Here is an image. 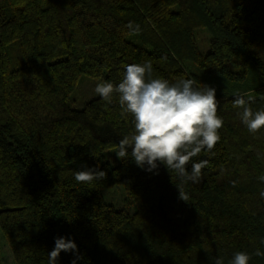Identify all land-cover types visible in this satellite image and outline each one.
I'll list each match as a JSON object with an SVG mask.
<instances>
[{"label": "trees", "instance_id": "16d2710c", "mask_svg": "<svg viewBox=\"0 0 264 264\" xmlns=\"http://www.w3.org/2000/svg\"><path fill=\"white\" fill-rule=\"evenodd\" d=\"M263 46L264 0H0V264L2 236L15 264H48L57 237L74 239L76 264H229L239 251L264 264V128L249 133L232 105L247 86L264 109ZM145 60L154 77H190L220 101L221 140L193 158L210 163L183 185L189 201L163 164L153 174L117 158L134 130L118 96L74 108L87 80L118 84ZM96 165L105 180L75 181ZM75 258L62 251L58 264Z\"/></svg>", "mask_w": 264, "mask_h": 264}, {"label": "clouds", "instance_id": "9594fccd", "mask_svg": "<svg viewBox=\"0 0 264 264\" xmlns=\"http://www.w3.org/2000/svg\"><path fill=\"white\" fill-rule=\"evenodd\" d=\"M126 27L136 34L141 32L140 26L133 22ZM95 92L107 104L118 96L121 115L132 118L134 130L118 141L117 158L126 161L130 157L138 167L153 174H159V165L163 164L181 180V184L176 185L179 198L189 201L183 185L200 183L202 169L210 163L209 159L195 162L193 158L202 152L212 153L221 140L218 130L224 126V120L217 114L220 101L216 89L206 84L201 87L190 77L175 82L154 77L152 61L145 60L125 65L118 84L98 83ZM256 100L248 93H235L232 99L233 107L242 110L239 113L241 122L251 134L264 128V109L254 111L251 107ZM189 164L191 171L187 169ZM106 178L107 172L100 170L99 165L85 166L74 173V179L79 183ZM258 179L264 182V175ZM260 195L264 198V191ZM62 251L76 255L72 264L80 258L74 239L57 237L54 249L48 254V264H58ZM255 255L264 253L257 250ZM250 259L248 253L239 251L233 254L229 264H249ZM215 264H223V260L217 258Z\"/></svg>", "mask_w": 264, "mask_h": 264}, {"label": "rangeland", "instance_id": "374dc122", "mask_svg": "<svg viewBox=\"0 0 264 264\" xmlns=\"http://www.w3.org/2000/svg\"><path fill=\"white\" fill-rule=\"evenodd\" d=\"M197 37L199 40L201 50L203 52L209 51V48H210L209 42H208L210 39L209 33L206 30L201 29V30H198ZM256 52L258 53L260 58L264 61V46L257 49ZM253 74H254V72L250 71V75L248 77V85H253V84L255 85L256 80H255V76ZM102 82H104L103 76H100L98 79L87 80L85 82L84 86L79 88V90H77V92H76L77 95L79 96V100L74 105V108L81 109L83 107V102L86 99H92L94 97H97L98 95L95 92V87L98 83H102ZM246 87L247 86H243L241 88H234L232 90V93H240V92L243 93L244 91H246ZM105 155H107V154H105ZM108 190H110V191H108ZM108 190H104L102 192V194L104 195V197H105V195L107 196L108 199H106V197H105V200L107 202L113 203L115 192L112 189H108ZM1 249H2V256H3V264H15V262L13 260L11 249H10L9 245L7 244V242L3 236L1 238Z\"/></svg>", "mask_w": 264, "mask_h": 264}]
</instances>
